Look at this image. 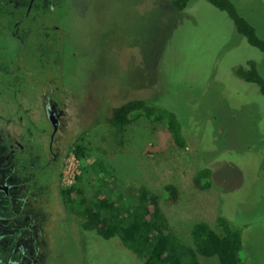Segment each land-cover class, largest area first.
I'll use <instances>...</instances> for the list:
<instances>
[{"label": "rangeland", "instance_id": "1", "mask_svg": "<svg viewBox=\"0 0 264 264\" xmlns=\"http://www.w3.org/2000/svg\"><path fill=\"white\" fill-rule=\"evenodd\" d=\"M232 1L264 39V0ZM74 6L86 42L77 67L89 71L84 85L76 84L82 95L69 113L83 125L92 110L97 112L96 125L76 137L90 141L85 161L77 158L80 174L87 165L86 194L93 196L109 179L101 162L117 177L110 185L113 195L102 186L104 195L129 199L139 185L145 186L159 196L170 230L185 244L192 243L196 222L219 231L215 220L224 215L242 228L243 264H264V96L233 72L255 60L264 77V53L207 0H190L182 12L170 0H80ZM134 98L173 110L185 145L177 146L163 123L143 117L121 130L108 125L111 108ZM71 151L69 147L67 156ZM206 165L214 180L199 188L193 174ZM62 173L61 183L69 187ZM167 184L177 189L173 202L163 199ZM51 208V214L41 217L49 227L44 264L140 262L119 238L104 240L82 230L81 219L61 199ZM200 260L219 264L215 257Z\"/></svg>", "mask_w": 264, "mask_h": 264}, {"label": "flooded vegetation", "instance_id": "2", "mask_svg": "<svg viewBox=\"0 0 264 264\" xmlns=\"http://www.w3.org/2000/svg\"><path fill=\"white\" fill-rule=\"evenodd\" d=\"M78 1L0 3V264H44L49 227L41 217L61 199L70 145L96 125L95 110L83 125L69 113L89 71L77 67L86 43Z\"/></svg>", "mask_w": 264, "mask_h": 264}, {"label": "trees", "instance_id": "3", "mask_svg": "<svg viewBox=\"0 0 264 264\" xmlns=\"http://www.w3.org/2000/svg\"><path fill=\"white\" fill-rule=\"evenodd\" d=\"M189 1L170 0L177 12L184 11ZM207 1L227 14L236 31L250 46L264 53V39L258 35L255 26L240 13L232 0ZM257 65L255 60H248L245 64L236 66L233 72L239 79L257 86L264 96V77ZM137 117H143L151 123H163L173 142L180 147L185 145L177 114L159 103H149L141 98L127 100L112 107L106 121L112 128L121 130ZM89 144V139L81 136L70 148L80 161H85L89 155ZM97 163L98 161L94 164ZM98 164L103 166L101 171H104L103 175H109V179L103 180V184L95 190L93 196L87 195L85 191L87 178L84 176L87 174V165L82 166V175L79 174L76 181L62 189L60 194L63 206L81 219L82 230L93 232L104 240L119 238L124 246L140 257V262L136 264H202L200 256L215 257L219 264H243L242 228L234 226L230 218L224 215L216 217L219 231L206 222H196L191 229L192 243L185 244L170 230L159 205V196L145 186L139 185L137 194L129 199L104 195L102 186L111 194L113 188L110 185L114 184L117 177L108 172L113 173V168L112 171L107 165L104 166L101 162ZM213 177V169L206 165L194 172L193 182L199 188H207L214 180ZM163 192L165 202H173L176 199L177 189L174 185H165Z\"/></svg>", "mask_w": 264, "mask_h": 264}, {"label": "built area", "instance_id": "4", "mask_svg": "<svg viewBox=\"0 0 264 264\" xmlns=\"http://www.w3.org/2000/svg\"><path fill=\"white\" fill-rule=\"evenodd\" d=\"M67 156V160H65V165L63 167V182L67 185H72L76 179V177L80 174V171L77 168V157L74 152L71 151Z\"/></svg>", "mask_w": 264, "mask_h": 264}]
</instances>
